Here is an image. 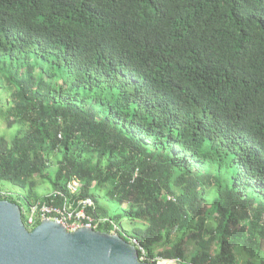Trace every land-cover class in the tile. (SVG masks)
Returning a JSON list of instances; mask_svg holds the SVG:
<instances>
[{"label":"trees","instance_id":"trees-1","mask_svg":"<svg viewBox=\"0 0 264 264\" xmlns=\"http://www.w3.org/2000/svg\"><path fill=\"white\" fill-rule=\"evenodd\" d=\"M1 93L27 204L49 172L147 259L264 264V0H0Z\"/></svg>","mask_w":264,"mask_h":264},{"label":"water","instance_id":"water-1","mask_svg":"<svg viewBox=\"0 0 264 264\" xmlns=\"http://www.w3.org/2000/svg\"><path fill=\"white\" fill-rule=\"evenodd\" d=\"M0 264H149L118 234L42 221L28 230L19 206L0 200Z\"/></svg>","mask_w":264,"mask_h":264},{"label":"built area","instance_id":"built-area-1","mask_svg":"<svg viewBox=\"0 0 264 264\" xmlns=\"http://www.w3.org/2000/svg\"><path fill=\"white\" fill-rule=\"evenodd\" d=\"M60 137V134L58 135ZM75 181V180H73ZM77 182V181H76ZM73 182V185H68L67 188L71 194H76L78 191V182ZM76 190L77 191H72ZM12 197L19 206L22 222L28 230H31L37 226L42 221H53L64 226L66 231L72 232L81 227L92 228L97 231L96 228L99 224L110 222L112 234H117L116 231L119 229L117 226L107 219H94L90 214H87L88 209H93V202L89 198L79 199L75 201V205H72V202L65 198L61 192H52L47 200L32 202L27 204L25 200L16 199L15 196L9 192L0 190V198L8 200ZM169 199V197H167ZM24 205V207H23ZM130 244L134 246L139 256L140 262H148L149 264H181L180 260H151L147 259L145 249L140 246L136 240H130Z\"/></svg>","mask_w":264,"mask_h":264},{"label":"rangeland","instance_id":"rangeland-1","mask_svg":"<svg viewBox=\"0 0 264 264\" xmlns=\"http://www.w3.org/2000/svg\"><path fill=\"white\" fill-rule=\"evenodd\" d=\"M0 97L2 98V101L0 100V109H3L2 107H3L4 102L8 98V94L1 93ZM16 131H17V126L14 125V126H12V128H8L6 126V123L4 122V120L2 119V117L0 115V136H4V137H6V139H10L16 133ZM195 170L202 172V171L205 170V167H203V168L196 167ZM48 174H49V172H43V174H42L45 177V179L40 180V184L37 187V191L36 192L38 193L39 196H47L48 197L51 194L52 190H51V187H50V184H49V181H48V178H49ZM35 177H36V179H39L38 178L39 176L36 175ZM73 182H76V181H70V182H68V185L69 186L73 185ZM76 186H77V182H76ZM0 188H1L0 190H3L5 192H9V193L13 194L16 199H20V197L24 196V194H25L24 190H22L20 188H17V187H13V186H11L9 184H6V183L0 184ZM72 191H77V189L76 190L72 189ZM102 197H103V195L101 193H99V198L102 201L101 204L104 205V202L105 201L107 202V200L104 201V199ZM67 199L69 201L71 200V198H67ZM1 200H4V199H1ZM13 203L17 204L16 201H14ZM30 203H32V202H30ZM109 206L110 207H107L108 208V216L109 215H117L116 213H118V212L121 213V212H124V211L128 210V205L127 204L120 205V204L115 203L114 205L110 204ZM23 207H24V205H23ZM115 225L117 226V228H118V226H120L124 231H126L128 233L132 232V226H131V222L130 221L123 220V221L120 222V224L116 222ZM162 248L163 247L160 246V244H155L153 246L154 251H153V256L151 258H153L154 260L159 259L157 253ZM261 250L263 252V258H264V241L261 242ZM239 252H240V255L239 254L237 255L236 264H242V262L244 261L243 258H242L243 251L239 250ZM196 253H197V251L192 246H187L186 249H185V258L181 262V264H190L191 258L194 255H196ZM145 257H147V256H145Z\"/></svg>","mask_w":264,"mask_h":264}]
</instances>
